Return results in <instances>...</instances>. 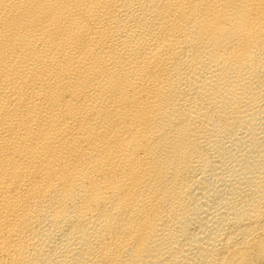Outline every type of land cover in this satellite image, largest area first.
<instances>
[{"label": "bare ground", "instance_id": "6f19581e", "mask_svg": "<svg viewBox=\"0 0 264 264\" xmlns=\"http://www.w3.org/2000/svg\"><path fill=\"white\" fill-rule=\"evenodd\" d=\"M0 264H264V0H0Z\"/></svg>", "mask_w": 264, "mask_h": 264}]
</instances>
